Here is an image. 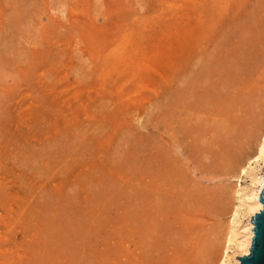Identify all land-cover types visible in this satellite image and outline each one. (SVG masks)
<instances>
[{"label": "rangeland", "instance_id": "obj_1", "mask_svg": "<svg viewBox=\"0 0 264 264\" xmlns=\"http://www.w3.org/2000/svg\"><path fill=\"white\" fill-rule=\"evenodd\" d=\"M262 127L264 0H0V264H215Z\"/></svg>", "mask_w": 264, "mask_h": 264}, {"label": "bare ground", "instance_id": "obj_2", "mask_svg": "<svg viewBox=\"0 0 264 264\" xmlns=\"http://www.w3.org/2000/svg\"><path fill=\"white\" fill-rule=\"evenodd\" d=\"M260 131L261 132L258 133L256 136V146L254 145L255 147L251 151H250L251 148H249V150L247 149V152L242 153L241 157H239L235 166L233 167L234 173L232 174L233 175L232 177L235 180L234 181L235 184L231 183L226 195H232L233 198L239 197L240 201L238 203L234 202L232 204L231 210L228 215L229 218L227 222V228L225 231V235L223 236L224 243H223L222 252L220 253L219 256H217L215 260V264H238L240 260L237 257L240 258L241 256L248 255L250 253L252 239L254 236V233L252 232L254 229V224H253L252 219L256 213L261 212V210L263 209V203L260 201V196H261L262 190L264 189V169L261 170V168L259 169V167L262 164L264 166V127H262ZM243 178L245 179L250 178L251 182L248 185H244L246 180H244ZM168 195L169 193L167 194V196ZM153 208H154V205H153ZM150 214L153 215V213H150ZM160 228H161V225H160ZM146 233H148V231ZM151 233L152 232H150V234ZM167 240H169V238ZM215 241H217V239ZM219 242L220 241H218V243ZM126 252H125V255L127 256L128 254ZM154 258L156 259V257ZM125 263H128V262L125 261Z\"/></svg>", "mask_w": 264, "mask_h": 264}, {"label": "water", "instance_id": "obj_3", "mask_svg": "<svg viewBox=\"0 0 264 264\" xmlns=\"http://www.w3.org/2000/svg\"><path fill=\"white\" fill-rule=\"evenodd\" d=\"M260 201L263 203L261 212L253 216V239L248 255L237 257L240 262L238 264H264V189L261 192Z\"/></svg>", "mask_w": 264, "mask_h": 264}]
</instances>
